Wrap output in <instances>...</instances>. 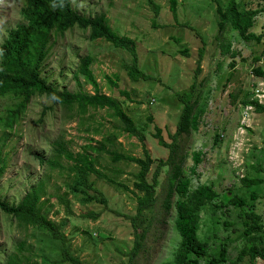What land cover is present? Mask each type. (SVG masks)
I'll return each mask as SVG.
<instances>
[{"label": "rangeland", "instance_id": "obj_1", "mask_svg": "<svg viewBox=\"0 0 264 264\" xmlns=\"http://www.w3.org/2000/svg\"><path fill=\"white\" fill-rule=\"evenodd\" d=\"M71 1L80 14H105L116 33L134 39L139 68L151 79L132 81L125 66L132 64L133 56L104 39L91 41L89 30L78 27L52 37L42 76L61 91L66 88L93 93L84 77H75L80 59L92 56L91 69L102 93L121 102L145 141L123 132L111 110L90 109L86 116H78L76 111H68L46 97L35 96L13 129L0 122V160L6 165L0 196L18 204L33 186L44 182L47 195L43 200L48 202L43 211L50 220L64 224V247L83 264H172L181 238L174 225L175 210L167 216L162 207L169 168L161 171L154 209L146 214L147 221L142 225L148 230L143 247L132 257L136 240L132 218L137 213V198L142 195L134 189L137 165L114 163L106 153L91 152L97 158L98 169L129 190L91 174L89 180L106 202L83 203L67 187L75 177L74 162L65 155L58 157L53 148L63 145L67 152L77 155L85 153L88 145L97 146V142L116 135L113 148L121 153L143 158V147L149 150L156 161L148 175L152 181L156 164L169 155L154 134L159 128L167 143L173 141L183 109L180 97L195 81L194 99L201 96L206 111L198 130L179 141L186 157L185 173L192 180V188L212 185L219 196L203 209L198 235L202 241H209L212 253L219 252L222 244L227 245L228 261L224 264H248V256L238 260L247 244L243 238V215L233 206L218 209L215 204L226 203L234 195L246 197L244 210H254L264 225V184L260 188L254 186L260 195L257 200L250 197L253 187L242 185L244 176L264 181V113L252 107L244 115L247 106L243 104L256 99L264 102V80L253 72L257 66L264 68V42H246L230 27L217 39V4L225 8L229 0H178L177 21L170 12V0H154L160 7L157 18L147 0ZM237 1L246 9L264 8V0ZM23 5V0H0V44L8 31L22 23ZM251 31L264 33V13L255 18ZM227 44H231V53L237 54L235 60L231 53L224 54ZM202 46L203 59L200 72L196 73ZM185 49L187 55L181 53ZM107 77L116 81L117 87ZM16 102L12 95L0 97V118ZM197 152L201 153V163L193 172V154ZM55 162L60 166H54ZM65 198L67 204L63 202ZM260 235L264 242V228ZM21 241L27 243V251L18 255L23 264H39L41 255L48 258L43 264H69L61 261L47 235L33 227H21L0 212V264H6L8 256L17 253Z\"/></svg>", "mask_w": 264, "mask_h": 264}, {"label": "trees", "instance_id": "obj_2", "mask_svg": "<svg viewBox=\"0 0 264 264\" xmlns=\"http://www.w3.org/2000/svg\"><path fill=\"white\" fill-rule=\"evenodd\" d=\"M147 1L152 6L155 18H157L160 7L154 0ZM23 2L22 23L8 31L7 38L0 44V97L12 95L17 101L6 110L5 117L0 118V122L4 124L5 128L13 129L27 110L31 99L39 96L46 97L68 111H76L78 116H86L90 109L96 111L99 109L111 110L113 116L122 124L123 132L131 136H140L141 141H145L144 136L140 135L135 121L123 109L121 102L111 95L102 93L91 69L94 60L92 56L86 55L80 59L75 77L77 78V75L84 77L85 81L94 89L93 93L71 92L66 88L61 91L42 76L44 64L51 50L52 37L64 35L68 30L78 27L82 30H89L91 41L104 39L115 48L127 50L133 56V62L131 65H126L125 69L132 81L149 80L151 77L139 68L135 40L116 33L105 14L95 16L80 14L74 9L71 0H23ZM170 12L174 20L177 21L178 0H170ZM216 12L219 16L217 39L230 27L246 42H264V33L257 35L251 31L255 24V18L260 13H264V8L246 9L237 0H229L225 8L217 4ZM153 26L156 27L155 19ZM202 44H205L203 40ZM223 52L224 54L231 53V44H227ZM181 53L187 55L188 49L181 51ZM203 54L204 46L200 49L196 73L200 72ZM231 56L235 60L237 54L232 52ZM259 60L258 58L255 62ZM234 66L233 61L231 67ZM253 72L257 77L264 80V68L262 66H257ZM107 79L113 87H117L116 81L110 77ZM195 89L196 82L194 81L190 90L180 97L183 109L176 132L173 135V141L167 143L159 128L154 134L160 146L167 148L169 155L165 161L159 160L156 164L152 181H149L148 175L156 161L151 157L149 150L145 146L143 147V158L121 153L113 148V144L117 140L116 135L97 142V146L88 145L85 147V153L77 155L67 152L63 145H57L58 147L55 145L53 148L58 157L65 155L66 158L74 162L72 171L75 177L67 184V187L72 194L79 196L83 203L106 202L102 193L96 190L89 180L91 174L106 179L117 187L129 190L123 183L103 174L97 167V158H94L91 152L106 153L114 163L123 161L137 165L139 171L136 174L137 181L134 183V189L142 195L137 198V213L132 218L133 228L136 229L135 246L131 255L135 254L132 257L136 256L143 247L148 230L142 225L147 221L146 214L154 209L159 177L162 169L167 167L169 168V179L162 207L167 216L172 210H175L174 225L181 238L174 253L172 264H202V261L205 264H224L228 261L226 244L221 245L219 252L212 253L209 241H202L199 238L201 213L207 205L214 204L219 196L212 185L199 184L192 188V180L186 176L184 168L186 157L182 153L179 143L182 137L198 130L200 120L206 111V105H201L202 97L199 96L194 99ZM243 104L245 107L251 106L259 113H264V104H260L257 99L243 101ZM107 144L111 145L112 148H109ZM193 161L194 165L191 170L194 172L201 163L200 152L193 154ZM54 166H60V164L55 162ZM5 170V162L0 160V181ZM262 184L264 181L261 178L248 176L242 178L244 187H253L250 193L252 200H257L260 197L259 191H255L254 186L260 188ZM90 191H93V194H90ZM135 191L132 192L135 193ZM46 195L45 183L40 182L33 186L18 204H12L0 196V212L15 219L21 227H33L47 235L55 244V250L56 252L59 251L58 254L63 263L83 264L77 257L69 253L67 247H64L67 242V237L62 231L64 224H57L50 220L48 214L43 211L44 205L48 202L46 199L43 200ZM63 202L68 203L66 198ZM247 203L246 197L234 195L226 203H216L215 206L218 209L233 206L239 209L241 216L244 217L243 238L246 239L247 244L240 252L238 260L248 256V264H264V242L260 235L264 225L261 216L254 210H244ZM68 208L69 206H67ZM26 245L25 241L19 242L16 247L17 253L10 254L6 264H23L18 255L27 251ZM47 260L48 258L41 255L39 264H43Z\"/></svg>", "mask_w": 264, "mask_h": 264}, {"label": "built area", "instance_id": "obj_3", "mask_svg": "<svg viewBox=\"0 0 264 264\" xmlns=\"http://www.w3.org/2000/svg\"><path fill=\"white\" fill-rule=\"evenodd\" d=\"M259 103H260V104H263L264 102L259 101ZM250 109H252V107H247V108H246V112H245V114H247V112L250 111Z\"/></svg>", "mask_w": 264, "mask_h": 264}, {"label": "clouds", "instance_id": "obj_4", "mask_svg": "<svg viewBox=\"0 0 264 264\" xmlns=\"http://www.w3.org/2000/svg\"><path fill=\"white\" fill-rule=\"evenodd\" d=\"M32 100V99H31ZM259 102V101H258ZM264 104V103H263ZM247 107H251V106H247ZM246 107V108H247ZM246 108H245V111H244V115H245V112H246ZM248 113H249V111L247 112V114L246 115H248ZM244 120H246V119H244Z\"/></svg>", "mask_w": 264, "mask_h": 264}]
</instances>
